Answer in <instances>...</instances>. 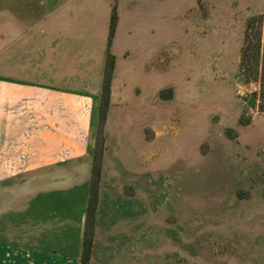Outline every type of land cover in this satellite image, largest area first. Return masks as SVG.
I'll list each match as a JSON object with an SVG mask.
<instances>
[{"label":"rangeland","instance_id":"374dc122","mask_svg":"<svg viewBox=\"0 0 264 264\" xmlns=\"http://www.w3.org/2000/svg\"><path fill=\"white\" fill-rule=\"evenodd\" d=\"M87 5L80 15L67 16L63 9L48 17L47 0H0V51L8 42L12 59L16 34L28 26V35L41 46L30 63L52 72L51 82L61 83L56 78L61 73L73 75L78 62H88L89 87H99L87 103L86 137L92 158L101 126L97 196L103 186L141 199V208L150 210L151 264H264V111L258 107L259 88H251L258 83L260 64L255 55L248 66L241 61L246 18L264 15V0H87ZM112 6L116 25L109 49L117 60L116 80L101 122L100 68L104 60V75ZM79 20L87 29L88 46L77 47L78 42L66 47L61 41L71 33L66 29ZM51 25L63 37L55 47L48 46V36L55 34L49 31ZM257 27L255 22L250 32L254 42ZM72 33L85 34L76 29ZM134 62L145 64V71L136 74ZM13 73V63L0 61V76ZM77 99L83 97H72L73 105ZM2 113V124L21 140L40 120L31 98L9 103ZM56 132L58 147L70 132L63 127ZM65 154L67 150H57L59 157ZM58 163L0 180L2 252L24 248L28 261L32 248L48 249L51 243L58 250L64 237L73 241L74 235H31L27 204L38 195L46 197L48 187L55 186L50 196H56L57 222L66 218L64 209L72 202L77 209L85 199L87 161ZM20 203L25 206L24 222L17 228ZM17 229L24 235H16ZM142 251L135 256L142 258Z\"/></svg>","mask_w":264,"mask_h":264},{"label":"crops","instance_id":"0c3cea01","mask_svg":"<svg viewBox=\"0 0 264 264\" xmlns=\"http://www.w3.org/2000/svg\"><path fill=\"white\" fill-rule=\"evenodd\" d=\"M85 6H88L87 0H47V15L52 17L63 9L68 10L67 16H71L73 13L80 15L86 8ZM25 15L30 17L28 12H25ZM80 22L81 20L79 23H75L72 26L73 29L67 27L66 31L71 33L64 36V40H61L63 38L61 34H56L59 29L51 25L49 31L55 32V34L48 36V46L53 45L55 47L61 40L65 42L66 47H75L79 42L81 45L77 47L86 48L89 43L87 29ZM18 25L19 22L16 23L15 27L18 28ZM27 27L21 34H16L15 56L11 57L12 59H9L8 55V42L0 51L2 65L8 64V62L14 64L13 74L0 76V82L3 85L0 87V180L20 172L36 171L39 173L38 171L41 169L55 166L58 162V164H63L61 162L75 158H84L89 165L90 173L91 155L86 144V137L89 132L87 103L92 96L98 94L99 87H89L87 61L83 62V66L82 62H78L73 75L61 73L56 77L61 83L51 82L55 78L52 72L41 71L30 63L31 57L35 59L37 55H40L41 46L33 35H28L29 32H32V27ZM74 29L77 32H85L84 38L81 34L79 36L73 35ZM25 37H27L26 40ZM116 62L117 60L114 59L112 82L109 86L110 94L113 93L114 80H116ZM140 64V62H134L132 67L138 75L145 71V64L143 66ZM103 65L104 60L101 61L100 79L103 78ZM42 80L47 82H39ZM72 97H83V99H77L76 104L73 105ZM23 98L32 99L33 104L39 110L40 120L33 127L29 136L21 140L12 128L2 124L1 119L3 118L2 110L4 107L7 108L9 103H14ZM72 106H75L74 110ZM66 112H70V115L74 113L72 118L64 119ZM58 127L67 128L70 133L66 136L62 134L64 140L57 147L56 128ZM62 148L67 150V154L59 157L57 150ZM19 149L22 152L13 155ZM13 160H16L22 167H17L18 163ZM88 181L89 177L82 187L85 197L83 204L76 209L74 202H72L70 207L64 209V217L66 218L63 221L57 222L56 196H50L51 193L55 192V186L45 189L48 192L46 197L39 198L38 195L35 200L27 204L32 213L29 220L31 235H74L73 241H68L67 236L64 237L66 239L63 242L64 247L58 246V250L55 246L50 248L51 243H47L48 249L32 248V255L28 261L24 259V248L3 252L0 250V264H78L86 202L89 195ZM70 188L76 187L70 185ZM58 202L61 203L60 200ZM141 205V199L135 200L134 197H129L123 193L110 192L103 186L99 188L94 209L93 236L88 264H151V244L154 237V235H148L151 213L150 210L146 212L145 209L141 208ZM24 207L22 203L19 207L18 204L16 205L17 228H19V223L23 225L24 221L21 217L25 212ZM59 215L61 216V213ZM44 219L47 222L41 224ZM16 235L24 234L21 229L19 231L17 229ZM137 250H143L142 258L135 256ZM27 256H29L28 252ZM137 261L138 263H136Z\"/></svg>","mask_w":264,"mask_h":264},{"label":"trees","instance_id":"16d2710c","mask_svg":"<svg viewBox=\"0 0 264 264\" xmlns=\"http://www.w3.org/2000/svg\"><path fill=\"white\" fill-rule=\"evenodd\" d=\"M258 23L257 31L258 37L256 41H252L250 32L253 28L254 23ZM116 25V11L115 7H111L110 17H109V26L107 33V42H106V50H105V69L104 75L102 78V90L104 91V99L102 103V107L99 111V118L101 122L103 121L106 113L107 107V98L109 95V80L110 75L113 69L114 64V56L110 52L109 45L111 43V39L115 30ZM243 44L241 46V61L248 64L251 61L252 55H255L256 61L259 60L260 70L258 76V84H259V104L258 107L260 110L264 111V15H250L246 18L245 27L243 30L242 36ZM99 135L96 136L95 139V148L92 149V158H91V170H90V180L88 183L89 195L86 202V210H85V227L83 230V235L81 239V249L78 264H88L90 257V247L92 242V228H93V220H94V209L97 203V184L99 181V171L101 164V156H102V137H101V126L98 127Z\"/></svg>","mask_w":264,"mask_h":264},{"label":"built area","instance_id":"2783aa9c","mask_svg":"<svg viewBox=\"0 0 264 264\" xmlns=\"http://www.w3.org/2000/svg\"><path fill=\"white\" fill-rule=\"evenodd\" d=\"M251 88H252L253 91H257L258 88H259V87H258V83H256V82L252 83V84H251Z\"/></svg>","mask_w":264,"mask_h":264}]
</instances>
